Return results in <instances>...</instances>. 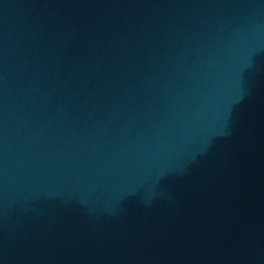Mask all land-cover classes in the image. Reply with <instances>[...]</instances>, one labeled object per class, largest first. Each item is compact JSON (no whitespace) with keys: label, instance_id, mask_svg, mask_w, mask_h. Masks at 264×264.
Returning a JSON list of instances; mask_svg holds the SVG:
<instances>
[{"label":"water","instance_id":"obj_1","mask_svg":"<svg viewBox=\"0 0 264 264\" xmlns=\"http://www.w3.org/2000/svg\"><path fill=\"white\" fill-rule=\"evenodd\" d=\"M0 264H264V0H0Z\"/></svg>","mask_w":264,"mask_h":264}]
</instances>
